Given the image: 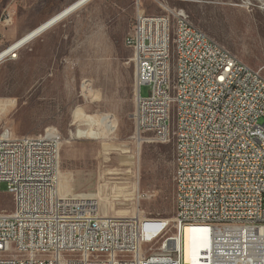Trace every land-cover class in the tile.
Listing matches in <instances>:
<instances>
[{
	"label": "built area",
	"instance_id": "obj_1",
	"mask_svg": "<svg viewBox=\"0 0 264 264\" xmlns=\"http://www.w3.org/2000/svg\"><path fill=\"white\" fill-rule=\"evenodd\" d=\"M139 0H137L138 4ZM136 13L137 131L172 142L170 218L103 213L94 194L60 186V135L0 134V264H264V75L194 25L182 8ZM148 85L146 96L140 88Z\"/></svg>",
	"mask_w": 264,
	"mask_h": 264
},
{
	"label": "rangeland",
	"instance_id": "obj_2",
	"mask_svg": "<svg viewBox=\"0 0 264 264\" xmlns=\"http://www.w3.org/2000/svg\"><path fill=\"white\" fill-rule=\"evenodd\" d=\"M70 1L0 0V49ZM97 1L0 59V134L36 135L54 127L60 180L68 191L96 195L103 212L117 216L133 213L138 194L143 216L170 218L172 142L151 141L133 118L134 64L124 38L136 7L141 1L147 13H160V3L184 9L194 25L264 75V0H128L122 10L114 1ZM148 89L141 86L140 94ZM95 116L105 120L106 127L97 125L102 136H80ZM11 206L2 183L0 212Z\"/></svg>",
	"mask_w": 264,
	"mask_h": 264
},
{
	"label": "bare ground",
	"instance_id": "obj_3",
	"mask_svg": "<svg viewBox=\"0 0 264 264\" xmlns=\"http://www.w3.org/2000/svg\"><path fill=\"white\" fill-rule=\"evenodd\" d=\"M80 1L81 0H78V1H76L74 3H72L71 5H69L68 7L65 6L66 8L63 11H61L60 13L54 15L52 18H50L49 20L43 22L39 26L36 25L37 27L31 29L30 31H28L27 33H25L24 35H22L20 38L16 39L14 42L8 44L6 47H4L3 49H1L0 50V59H2L8 53H12V52L16 51L17 49H19L20 47H22L24 44H26L27 42L31 41L36 36H38L39 34H41L42 32H44L48 28H50L52 25L56 24L59 20L57 22L53 23L52 25H50L45 30L41 31L46 25H48L50 22H52L55 18L59 17L60 15H62L63 13H65L66 11H68L69 9H71L72 7H74ZM25 40H26V42L23 43ZM85 120H89V118H85ZM104 121L105 120L102 119V117L99 118L98 116H95L93 118L92 123L90 124L88 130H80V136L81 135L82 136L83 135H86V136L90 137V135L92 133H94V132H98V134L100 136H102V134H101V132L99 130V127L97 125L101 124V122H104ZM105 127H106V123H105ZM6 131L8 132V130H5L4 132H6ZM102 139H103V137H102ZM112 149L120 150V151H123V152L124 151H128V149L124 145H122V144H118V145L113 144ZM61 182L62 181L60 180V186L63 187V184ZM63 188H65V187H63ZM99 205H100L101 208L103 207L102 200H99ZM102 211H103V209H102ZM136 212L137 211H136V208H135V210L133 211L132 214H134ZM103 213H105V212H103ZM193 231H195V230L194 229H191L189 227H186L185 228V231H184V252H185V260L191 262L192 264H198L197 261H196V252L197 251H196V247H195V243H196L195 239H196L197 236L194 234Z\"/></svg>",
	"mask_w": 264,
	"mask_h": 264
},
{
	"label": "crops",
	"instance_id": "obj_4",
	"mask_svg": "<svg viewBox=\"0 0 264 264\" xmlns=\"http://www.w3.org/2000/svg\"><path fill=\"white\" fill-rule=\"evenodd\" d=\"M76 1H78V0H71L68 4L64 5L63 7H61L60 9H58L57 11H55V12H53L52 14H50L49 16H47V17L45 18V20H43V21H42L41 23H39L37 26H39V25L42 24L43 22L49 20V19L52 18L54 15L60 13V12L63 11L66 7H68L69 5H71L72 3L76 2ZM88 1H89V0L85 1V2L83 3V5H84L86 2H88ZM108 1H109L110 3H113V1H114L115 3H117L118 8L121 9V10L125 8V6H124L123 4H126V3L128 2V0H108ZM140 2H141V1H140ZM140 2H139V4L137 5L136 10H135V12H134V16H133V19H132L131 26H133L134 19H135V16H136L137 11H139V10H143V8L140 9V6H139V5H140ZM94 5H95V7H96V5H98V1H97V0H94ZM65 6H66V7H65ZM81 6H82V4H81L79 7H81ZM79 7H78V8H79ZM76 9H77V8H76ZM119 9H117V10H118L117 15H118V17L120 18V11H119ZM74 10H75V9H74ZM74 10H73V11H74ZM73 11H71L69 14H71ZM143 11H144V10H143ZM69 14H67V15H69ZM67 15H66V16H67ZM66 16H65V17H66ZM65 17H63V18H65ZM63 18H62V19H63ZM62 19H61V20H62ZM59 21H60V20H59ZM59 21H58V22H59ZM37 26H35V27H37ZM52 26H53V25H52ZM35 27H33V28H35ZM33 28H32V29H33ZM30 30H31V29H30ZM30 30H29V31H30ZM27 32H28V31H27ZM27 32H26V33H27ZM24 34H25V33H24ZM24 34H23V35H24ZM21 36H22V35H21ZM21 36H20V37H21ZM20 37H18V38H20ZM18 38H16V39H18ZM16 39H15V40H16ZM15 40H14V41H15ZM14 41H12V42H14ZM12 42H10V43H12ZM10 43H9V44H10ZM7 45H8V44H7ZM7 45H6V46H7ZM6 46H5V47H6ZM3 48H4V47H3ZM3 48H2V49H3ZM0 50H1V49H0Z\"/></svg>",
	"mask_w": 264,
	"mask_h": 264
},
{
	"label": "water",
	"instance_id": "obj_5",
	"mask_svg": "<svg viewBox=\"0 0 264 264\" xmlns=\"http://www.w3.org/2000/svg\"><path fill=\"white\" fill-rule=\"evenodd\" d=\"M85 1H87V0H81L74 7H72L71 9H69L68 11H66L65 13H63L62 15H60L59 17L55 18L52 22H50L48 25H46L41 31L45 30L46 28H48L50 25H52L53 23L57 22L58 20H61L64 16H66L67 14H69L72 10L78 8ZM25 42H26V40L23 43H25Z\"/></svg>",
	"mask_w": 264,
	"mask_h": 264
}]
</instances>
